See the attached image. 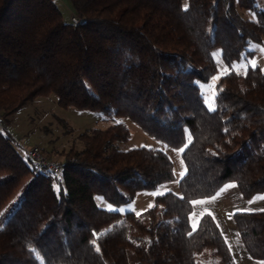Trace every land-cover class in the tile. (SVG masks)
Here are the masks:
<instances>
[{"label":"trees","instance_id":"16d2710c","mask_svg":"<svg viewBox=\"0 0 264 264\" xmlns=\"http://www.w3.org/2000/svg\"><path fill=\"white\" fill-rule=\"evenodd\" d=\"M70 1L79 23L55 0H0V264H236L212 214L188 235L191 202L229 181L245 198L264 192V67L222 76L214 111L200 83L218 71L214 49L231 68L254 56L264 8L257 0ZM50 93L62 107L125 117L170 147L187 144L181 194L157 195L139 215L97 204V195L128 203L175 177L160 149L114 148L131 136L123 121L81 132L83 148L62 153L60 175L38 169L3 127ZM233 216L246 251L264 259V211ZM207 250L217 262L198 258Z\"/></svg>","mask_w":264,"mask_h":264},{"label":"rangeland","instance_id":"374dc122","mask_svg":"<svg viewBox=\"0 0 264 264\" xmlns=\"http://www.w3.org/2000/svg\"><path fill=\"white\" fill-rule=\"evenodd\" d=\"M55 2L61 10L64 19L72 22V16L76 13L72 8L71 1L55 0ZM257 2L264 8V0H257ZM182 3L186 7L188 0H182ZM240 12L246 18L256 19L254 12L243 9ZM250 48L255 51L254 56L243 59L241 62L236 63L233 68L224 63L221 49H214L213 54L218 71L213 77H218L219 79H213L212 77L209 82L200 83L202 93L209 107H215L217 84L222 76L229 73L232 69L243 73L246 69L245 66L250 65L249 61H255L256 65L264 67V51H261V49H264V43H252ZM116 121H123L129 127L131 136L127 141L116 142L114 144L115 149L124 151L138 147L160 149L173 161L175 177L170 181L160 183L155 189L138 191L135 197L128 203L114 205L101 195H97V204L108 210L109 206L113 209L123 208L124 211H119L121 214L129 211L141 213L149 209V205H155L157 195H153V193L172 191L181 194L180 173L186 168L182 152L179 151L181 148L170 147L162 140L147 134L139 125L128 118L107 117L99 110L79 109L75 106L62 107L58 103L57 95L50 93L38 96L33 101L28 102L11 116L10 123L3 128L5 132L14 137L18 148L21 145L27 148L38 146L44 150V155L48 154L53 157L54 160H51L52 162L59 164L58 162L63 159L62 153L64 151H68L71 148L78 150L83 148V143L79 139L81 132L95 128L106 129ZM177 181L179 182L177 183ZM229 185L235 186L229 187ZM217 193H220V195L217 196ZM213 196H217V198L211 203L193 204L190 216L192 226L194 224L198 225L204 213L212 214L231 248L236 264H264V259L252 257L246 251L233 216L235 212H239L237 211L238 209H250L251 211L264 209V199H261V197H264V192L254 194L250 198H245L241 194L237 183L229 181L214 195L196 200H208ZM249 201H253V203H249ZM207 251L208 254H200L198 258L207 257V261L217 262L218 258L212 259V256L209 255L210 250Z\"/></svg>","mask_w":264,"mask_h":264},{"label":"built area","instance_id":"2783aa9c","mask_svg":"<svg viewBox=\"0 0 264 264\" xmlns=\"http://www.w3.org/2000/svg\"><path fill=\"white\" fill-rule=\"evenodd\" d=\"M72 22L79 23L80 17L77 14H74L72 16ZM22 150L26 155L30 156L36 161L38 169L46 171V172H50L56 175L61 174L62 172L61 166L57 163H54L48 160L45 157L44 152L40 147L34 146L32 148H27L25 146H22Z\"/></svg>","mask_w":264,"mask_h":264},{"label":"snow or ice","instance_id":"6c2138e0","mask_svg":"<svg viewBox=\"0 0 264 264\" xmlns=\"http://www.w3.org/2000/svg\"><path fill=\"white\" fill-rule=\"evenodd\" d=\"M261 51H264V49H261ZM249 64L251 65V67H253V68H255L257 65H256V62L255 61H249ZM234 67V66H233ZM245 67H247V65L245 66ZM245 74H246V72H245ZM213 79H219L218 77H213ZM221 91H222V89H221ZM210 110H215V108L213 107V108H211ZM118 123H119V121H118ZM188 143L190 144L191 143V135L189 134V136H188ZM188 145L187 144H185V146H184V148H186ZM184 148H181L179 151L180 152H183L184 151ZM181 163H183V161H181ZM186 172H187V169L185 168V170L184 171H182L181 173H180V177H181V179H183L184 178V176H185V174H186ZM179 181H177V183H178ZM235 185H229V187H234ZM164 193H153V195H163ZM220 195V193H217V196H219ZM217 196H213V197H211L210 199H208V200H194V201H192L191 203H193V204H202V203H211L212 201H214L216 198H217ZM181 198H183V197H181ZM261 199H264V197H261ZM249 203H253V201H249ZM149 207H152V205H149ZM109 210L110 211H124V209L123 208H120V209H113V208H111V206H109ZM237 211H239V212H243V211H251L250 209H238ZM259 211H264V209H259ZM137 215H139V213H137ZM197 227H198V225L197 224H194L193 226H192V230L188 233V235H192V233L193 232H195L196 230H197ZM110 230V229H109ZM106 234V232H104V233H100L99 235H105ZM94 235H96L95 233H94ZM91 244H93L94 246H95V250L97 251V252H99L100 251V248H99V246L96 244V240L94 239V240H92L91 242H90Z\"/></svg>","mask_w":264,"mask_h":264}]
</instances>
